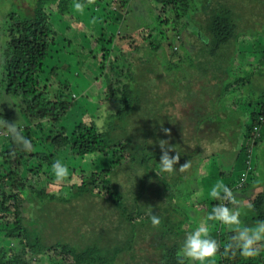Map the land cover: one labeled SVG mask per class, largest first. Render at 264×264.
Here are the masks:
<instances>
[{
	"label": "trees",
	"instance_id": "16d2710c",
	"mask_svg": "<svg viewBox=\"0 0 264 264\" xmlns=\"http://www.w3.org/2000/svg\"><path fill=\"white\" fill-rule=\"evenodd\" d=\"M30 1H33L30 11L13 8L6 15L3 29L6 43L2 51L4 62L0 91L5 95L19 98L22 102L20 105L25 108L31 121L40 122V126H45L48 121L51 124H57L66 116L71 103L68 100L70 93H66V90L61 88L51 96L53 89L48 87L42 79L44 75L51 77L57 72L56 65L51 68L46 67V62L53 61V54H57V42L60 40V34L55 30L51 19L54 15L66 18L70 14L73 3L81 2L77 0ZM82 1L81 4L86 1L101 2V0ZM152 1L161 4V10L169 13L164 15V21L159 19V22H165L164 30L171 28L172 36L178 44H183L187 40L184 44L191 51L183 53L187 57L182 59L175 44L164 43L168 47L165 56L171 59V62L167 64L165 76H168L172 70H177L182 60L186 62L182 65L185 77L179 82V86L183 83L184 88L180 90L179 86L175 89L168 87L167 96L175 94L181 103H191L193 110L190 118L195 121L196 131L208 125L210 133L208 135H213L214 142L209 141L207 144L208 138L205 141L198 137L190 139L169 137V127L171 124L176 126L175 123L170 122L169 118L158 125H149L145 116L151 117L152 113L146 106L157 108L164 107L167 103V101L165 103L157 100L158 94L155 93V89L158 88L151 85L152 92L148 91L150 77L149 84L153 75H156L157 79L158 59H155V54L161 48L163 38L161 37L160 42L150 52L155 60L141 62L135 55L141 50L139 43L142 44L145 39L140 38L139 43L136 44L132 41V37L121 35L118 40L126 42L120 45L121 48L116 47L118 55L112 62L118 63L120 59H125L127 65L131 64L132 68L121 67L115 70L119 77L116 79L118 83L116 87L121 88L117 98L112 91L113 84L108 85V92L101 95V98H104L101 102L111 98L114 106H120L114 114H110L106 127L100 128L95 122H82L74 126L71 133L63 127L49 129L44 136V141L55 150L53 155L36 152L34 146L37 142L34 141L29 130L25 129L27 140L30 141L27 148L23 144L16 146L17 140L9 138V148L4 152L0 151V161L9 169L7 175L0 176V223H2L0 226H3L1 229L4 239L10 243V246L0 248V264H35L26 260L28 253L30 257L39 261L47 255L62 261L64 259L61 257L67 256L71 261L68 264H179L177 252L184 236L191 229H180V226L175 227L176 221H170V218L175 215L173 207L176 206L177 209L180 206L176 202L177 198L173 197L172 190L176 189L185 173L190 174L187 168L192 161L191 157H195L196 163L200 161L196 157L202 156L203 160L214 157L222 147L226 146L221 143L223 139L229 137L241 139L238 142L240 155L238 156L241 157L240 172L245 170L248 162L251 163V169L254 171L256 166H260L259 162L253 164L252 158L254 151L258 157L261 153H258L259 145L264 144V85L261 84L264 83V78L258 80L252 71H255L258 62H264V55L262 60L253 61L251 66L240 65L239 73L234 70H237L235 64L239 45L250 41L252 48L255 47L257 41L255 36L252 38L254 34L252 25L264 20V4H261L259 13H251L252 10H250L249 14L244 15L235 7L238 1L247 4L249 0ZM128 2L129 0H110L107 14L110 13L113 16L115 12L124 13ZM111 7L114 9L111 10ZM251 8L254 9V7ZM104 32L105 30L99 33L102 38L97 40L99 45L104 41ZM184 32L187 33V38L183 40ZM249 36H251L250 40ZM113 38L114 35L109 38L110 46ZM101 53L103 60L100 68L104 72L107 69L106 56L110 57V50L103 48ZM174 57H177V61ZM152 61L156 71H152L153 74L151 72L152 75L149 76L146 69L150 67ZM246 67L248 68L246 71H241ZM47 68H49L48 73ZM188 76L190 79L187 78ZM94 82L98 83V80ZM199 82H203L204 85L193 92L194 86ZM163 87H160L162 91ZM256 88H259V92H255ZM159 93L163 95V92ZM223 99L227 100L225 106L221 104ZM158 109L162 111L164 108ZM137 115H143L142 124L147 125L146 129H142L143 131H140L138 127L131 130L133 119ZM108 127L111 128V132ZM105 128L107 131L104 130ZM9 132L12 136L16 134V131ZM40 133L45 134L44 128L40 130ZM161 141L166 142L163 150L160 147ZM206 144L210 149L208 154L203 152ZM163 152H168L170 157L179 156L174 170L170 173H162L159 170L158 165ZM63 153H67L72 161L83 160L94 154L106 159L111 153V162L105 168L95 171L84 169L76 174L77 171L72 169L71 172L78 176V183L69 185V182V184L65 181L57 182L50 177L45 180V187L34 188L33 184L38 185L37 180L47 175L44 172L45 168H53L52 166ZM262 154L264 155L263 151ZM30 161L36 162V168L28 167ZM130 169L132 172H129ZM137 170L140 171L139 176H137ZM126 171L128 173H125ZM178 173L180 178L168 183L167 177L177 178ZM239 174L235 177L237 178ZM136 178L140 179V185L143 184L141 188L134 187L138 184ZM29 181L33 184L30 185ZM237 181L238 179L229 182L233 185L231 189ZM249 184L246 183L240 189L234 190L235 197L242 193L246 196ZM153 185L160 187L159 193H149ZM51 187L55 188L56 193H48ZM263 187L264 178L262 179ZM263 189L262 192L251 197L250 202L247 203L249 206L245 205L244 210L248 211V216H245L244 211H238L242 226L253 227L258 222H264ZM167 191L171 192V198L166 194ZM19 194L23 199L17 198ZM26 196L35 198L33 210L40 204V207H43L42 201L46 199L52 201V204L57 201L63 203L64 205L57 203L56 207L61 216L65 215V209L68 213L75 211L77 213V209L83 213V208L87 211V207L98 210L107 208L106 214L102 217L106 226L102 225L101 229L97 227L96 236L82 233L78 244L66 240L57 242L54 240L57 236L49 235L50 231L44 229V209L41 214L35 213L33 217H25L22 209ZM196 202L194 199L193 204ZM209 203L210 214L214 206L226 202L214 199L213 202L209 200ZM74 206L75 210H73ZM52 210L57 212L55 209ZM249 210L253 214H250ZM97 214L103 213L97 212ZM152 216L159 219V225H152ZM7 218L11 221H7ZM183 219L190 223L189 215ZM224 231L221 235L222 243L219 244L221 256L217 264H264V255L251 257L249 260L244 259L236 247L237 242L233 239L235 231L227 226H224ZM150 239L151 247L158 254L156 261L142 257L141 249L137 251L140 240L147 243ZM229 243L233 247L226 251Z\"/></svg>",
	"mask_w": 264,
	"mask_h": 264
},
{
	"label": "rangeland",
	"instance_id": "374dc122",
	"mask_svg": "<svg viewBox=\"0 0 264 264\" xmlns=\"http://www.w3.org/2000/svg\"><path fill=\"white\" fill-rule=\"evenodd\" d=\"M77 1H80L81 3L83 2L82 0H77ZM249 1L247 2V4L238 1L237 6L235 8L237 9L238 12H241L244 15L249 14L250 10H252L251 13H255V14H257V12L259 13L261 4L262 5L264 4V0L262 1L251 0L250 3ZM76 3L77 2L73 3L72 8L70 9V14L69 16H66V18H62L61 16L54 15L51 19L55 30L60 34V38H59L60 40L57 42L58 43L57 54L55 55L53 54V58H54L53 61L46 62V67L50 66L51 68L56 65L57 72L51 77L50 75H44L42 77L43 82L46 83L48 87L53 89L51 92V96L53 95L52 93L56 92L60 88L66 90V93H70L68 100L71 104L67 111L66 116L57 124H53V123L51 124L48 121V123L46 124L44 123L45 126H40L39 124L40 122L30 120V118L26 114L25 108H23L20 105L22 102L19 98L5 95L2 91H0V151L2 152L6 151L9 148V144H8L9 138H15L16 134L12 136V134H10L9 132V131H13V129H15L16 132H19V134L22 135L25 139H27V136L25 134V129H28L30 134L32 135V138L35 139L34 141L37 142L34 146L35 148L34 150L36 152L50 153L51 155H53L55 153V150L44 141L45 140L44 136H46L49 129L53 128L55 130L63 127L67 129L68 133H71L74 126L82 122L83 123L95 122L96 125L100 128L106 127L108 124V118L110 114L112 113L114 114L120 106H114V102H112L111 98L106 99L105 102H101L104 100V98H101V95L103 93L108 92L109 89L108 85L110 86L111 84H113L114 87L112 91L115 92V97L117 98L121 92V88H119V86L116 87L118 85L116 79L119 77L117 71L115 70L121 67L132 68L131 64L127 65L125 59L124 60L120 59L118 63L112 62L118 55L116 47L121 48L120 45L126 42V41L121 42L118 40V37H120L121 35H127L128 37H132L131 38L132 41H134L136 44L139 43L140 38L141 40L145 39L142 42V44L141 42L139 43V45H141V50L135 55L137 60L141 62H148L152 59L153 60L158 59L156 64V68L158 69L157 79H156V75H153L152 76L153 79L149 84L151 80L150 77V79L148 80V87H149L148 91L152 92V89L150 90V88H152L151 85L153 87L158 88L155 89V93L158 94V96H156L158 97L157 100L163 101L165 103L167 101V103L166 105H164V107L154 108L153 106L151 107L148 105L146 106V108L149 109V111L152 113L151 117L145 116L149 125L152 124L158 125L160 124V122H164L169 118L171 119L170 122L176 124V126H173L171 124V126L169 127L170 128L169 137H175L179 139H185V138L190 139L192 137H198L203 140L207 138H213V135L212 136L208 135L209 133V128L207 127L208 125L205 126V128H201L196 131V125H194L195 121H193V119L190 118L191 111L193 110V105L191 103L190 104L181 103V101L179 100V98H177L175 94L167 96L168 93L167 88L168 87L170 89H175V87L178 88L179 82L182 80L183 77H185L184 76L185 71L182 70V65L185 64L186 62L183 61L182 59H185L187 57V55L184 54L191 51L190 49L188 50L187 49L188 47H186L184 44L187 40L183 44H178V42L172 36L173 32L171 28L164 30L165 27L163 26H165V22H159V19L161 18L162 21H164L165 20L164 15H168L169 13L163 12L161 10L160 7L161 4H158L152 0H129L124 13L115 12V14L112 16L110 13L107 14L109 8L108 3H110V0H101V2L99 3H96L95 1H86L84 4H82L84 5L83 13H80L75 10L74 5ZM32 6H33V1L30 0H0V81L3 75V62H4L2 51L6 43V37L3 33V29L5 27L6 15L13 8L14 10L22 9L24 11H30ZM256 6H258V8ZM251 7H254V9ZM113 9L114 8L111 7V10ZM69 18L71 20L74 19V21L69 20ZM104 30H105L104 32L105 34L103 37L104 41H102V43L99 45V42H97V40L102 39L99 33L103 32ZM252 30H253L252 32L254 33L252 35L253 36L252 38H254L255 36V40L257 41L255 47L252 48V44L250 43V41L239 45L237 50L238 55L236 58L237 63L235 64L236 65L235 68H237V70H234L235 72L239 73L241 68L240 65L249 64L250 62H251L250 64L253 65V61L258 62V60H260L264 55V20L255 22L252 25ZM111 35H114V38H113V43L110 46L108 44L109 43L108 41ZM143 36L147 38H142ZM161 37L163 38V44L161 45V48L158 50V52L155 54V59H154L152 58L150 52H152L153 47L160 42ZM182 37L183 40L187 38V33L184 32ZM250 37L251 36H249V40ZM167 42L175 44V48L177 49L180 57H182L181 59L182 62L179 63L177 70H172L168 76H165L164 73L166 67L168 66L167 64L171 62V59L169 60L165 56L166 52H168V47L164 43ZM68 43H70V45H68ZM67 45L70 47H68ZM101 47L110 50V55H109L110 57L106 56L107 62L105 63L106 64L105 66L107 69L104 70V72L103 70L101 71L100 68L101 67L100 65L102 64V60H103L101 53V50L103 48ZM181 53L184 54L182 55ZM176 58L174 57V60L177 61ZM146 70L149 76L153 74L152 71H156L154 68V61H152V64ZM243 71H245V69ZM46 72L47 73L49 72V68L46 69ZM252 73L253 74L255 73L254 77L257 78L258 80L264 78V62L261 61L258 62L255 71L254 72L252 71ZM232 74L234 73L232 72ZM187 78L190 79L189 76ZM95 80H98V83L94 82ZM261 84L264 85V83ZM203 85H204L203 82L197 83L193 88V92L198 91L199 88ZM160 87H163V91L160 89ZM179 87L180 90H182L181 88H184L183 83ZM258 89L259 88H256L255 92H259ZM160 91L163 92V95L159 93ZM243 91L245 92L246 90L243 88ZM221 104L225 106L227 104V100L223 99ZM158 108H164V109L161 111ZM225 113H227V111ZM142 116L143 115L140 116L137 115L136 117H134L131 130L134 127L140 128L141 129L140 131H143L142 129H146L147 125L142 124L143 123L141 120ZM8 125L9 126L12 125V127L10 128ZM43 128L45 130L44 135L40 133V130H42ZM108 128H109V132H111V128L110 127ZM104 130L107 131V128H105ZM232 140H233L232 138L226 137V141H228V143L231 144L232 142L233 144ZM240 140L241 139H238L236 141L239 142ZM221 143L224 145L226 144V142L224 141ZM18 144H22V143L17 141L15 145L17 146ZM207 144H209V141ZM259 148L260 151L258 153L260 152L261 153L257 157L254 154L256 153L254 151L252 163L256 164V162H259L264 169V155L262 154V151L264 153V144L259 145ZM59 157L60 158L58 159V161H60L65 167L69 169V174L67 178L64 180L66 183L69 182L70 183V184L68 183L69 185H71L72 183H78L77 180L78 176L76 174L80 173L79 172L80 170L92 169V171H95L97 169H103L106 167L107 164L111 162V153L109 154V158L106 159L103 156L97 154L88 156L83 160L74 159V161H72L71 157L67 153H63ZM196 158L197 159L199 158L201 162L203 161L207 164V162L213 158H216V160L219 161L221 156L217 157L216 154L212 158H207L206 161L203 160L204 158L202 156ZM195 165L196 162L192 159L187 169L191 170L192 168H196ZM36 166L37 164L35 161H30L28 164L29 168H36ZM72 169L77 171L76 174L75 173L73 174L71 172ZM222 169L227 170L226 168H222ZM8 172H9L8 167H6L4 163L0 161V176H5L7 175ZM44 172L47 175H43L39 180H37L39 182L38 185L33 184V182L29 181L30 185L33 184L34 188L37 189L40 187H45L46 186L45 180H48L50 177H52L53 180L56 179L53 172V168L47 167L45 168ZM129 172H132V169H130ZM125 173L128 172L126 171ZM139 173L140 171L137 170V176H139ZM238 173H240V171ZM241 173L247 176H249L250 174L249 171L248 172L241 171ZM195 174H196V170L194 169L193 175L186 177L185 180L182 181V184H185L187 192L193 190L199 179L201 183L202 181L201 178L206 175V171L202 170V172L200 173L201 176ZM254 174L255 173H253V177ZM234 176L237 175L234 173ZM262 177L263 176L261 172H259L256 176L255 181L259 182L262 179ZM179 178H180L179 173L177 174V178L171 176L167 177L168 183ZM140 179L136 178L138 184L134 185L135 188H141V186H143V184L141 185L139 184ZM235 179L236 178H232V181H234ZM251 179L252 177L249 178L246 182H249ZM224 185L228 186L229 188L233 186L228 182ZM50 189L51 190H49L48 193L51 194H53V192L56 193V191L54 190L55 188L53 189L51 187ZM159 189L160 187H157V185H153L150 188L149 193L151 192L157 194L159 193ZM175 190L176 191L172 190V192L174 195L173 197L176 198L179 195L181 196L182 192L184 191L182 185H180V188L177 185ZM7 192L9 193V191ZM166 194L169 196V198H171V192L167 191ZM56 196L58 197L57 194ZM26 197H27L25 200L26 202H24L22 209L24 211L25 217L28 216L33 217L35 213L41 214L42 209H44L45 210L44 211L45 221L43 220L44 229L50 231L49 235L57 236L54 239L57 242L59 240H66L70 243L77 242L75 244H78L80 235L82 233H86V234L88 233L93 236H96L95 230L97 229V227L101 229L102 225L106 226V222L102 219V217L106 214L107 208L103 210H98L95 208L87 207V211H85V209L83 208V213H80L79 209H77L78 210L77 213L76 211L73 213H68L65 209V215L61 216L59 214L60 211L56 207L58 206L57 203L59 204H63V203L57 201V203L52 204V201L46 199L42 201L44 204L43 207H40L41 206L40 204L38 206H35V210H33L32 206L34 205L35 198L33 196L31 198L30 196H26ZM203 197L204 194L202 192H199V190H197L194 192L193 200L196 199V201L200 203ZM17 198L23 199L21 194H19ZM74 204H77V202H74ZM246 206H249V204H246ZM228 207L234 209L231 203L228 204ZM52 209H55L57 212H55ZM195 209L197 212L202 210L200 208H195ZM73 210H75V206ZM173 210H175V215H173L172 218H170V221L172 222L176 221V223L174 224L175 227L180 226L179 227L180 229L190 230L192 227L191 224H188V222L185 221V219L183 220L180 219L183 217V213H182L183 207L179 206L176 209V206H174ZM239 210L244 211L245 216H248L247 210H244L243 208ZM178 211L180 213H177ZM97 212H101L103 214H97ZM249 213L253 214L251 210H249ZM84 215H86L85 218ZM7 219H8L7 221H11L9 218ZM211 222L212 221H210V223ZM193 224H194L193 230L196 227H206L207 231L214 239H217V237L222 234V231L225 226L221 223H217V221L211 224H206V223L202 224L200 222L194 221ZM2 227L0 226V248H4V246L5 247L10 246V243L7 240H5L3 237L4 233L1 229ZM151 244H152L151 239L147 243L140 240L139 247H137V251L141 249L143 251L141 253L142 257H147L151 261H156L158 259L157 257L158 254L156 250L153 247H151ZM263 250H264V243L257 245L256 256L264 255ZM61 258H63L64 261L57 260L56 258H52L51 256L47 255L45 256V258L40 259L39 261V260H35L33 257H30L29 253L26 255V260L28 262L35 264H52V263L68 264V262H71L69 257L67 256ZM218 259H220V257L215 256L212 259H208V261H206V264L208 263L217 264ZM244 259L249 260L248 257H244Z\"/></svg>",
	"mask_w": 264,
	"mask_h": 264
},
{
	"label": "clouds",
	"instance_id": "9594fccd",
	"mask_svg": "<svg viewBox=\"0 0 264 264\" xmlns=\"http://www.w3.org/2000/svg\"><path fill=\"white\" fill-rule=\"evenodd\" d=\"M74 8L80 13H83L84 11V5L81 3H76ZM245 65L251 66L249 64ZM247 69L248 68L246 67L245 71ZM9 127L11 128L12 125ZM13 131L15 132L16 130L13 129ZM15 139L18 142H21L25 148L30 145V141L20 135L19 132H16ZM165 146L166 142L161 141L160 147L162 150L165 148ZM169 151H172V149H169ZM178 159V155L170 157L168 152H163L158 165L160 172H172L174 170V165H176L178 162ZM246 166L247 167L245 168L244 172L252 171V174L247 176V181L249 178L253 177V173L255 171L251 169L250 162H248ZM52 167L57 182H62L67 178L69 169L65 167L60 161H57ZM242 174L243 173L240 172L239 176L236 178L238 181ZM246 181L244 184L249 183L251 180L249 182ZM231 182L233 181H230V183ZM235 185L236 184H234V186ZM233 191L234 189H231L223 184H217L211 189L210 196L213 199L224 201L226 203H221L217 206H214L211 213L207 216V220L217 221V223H221L229 227L230 230L237 232L238 235H235L236 233H234L233 239L237 242L236 247L240 250L241 255L248 258L255 257L257 255V245L264 243V222H258L253 227L242 226L241 220L239 218L240 212L227 206V203H236V197ZM151 223L152 225L156 226L159 225L160 221L156 216H152ZM224 232L225 231L223 229L221 235H223ZM221 235L217 237L218 240L212 238L206 227H196L194 230L188 232L184 236L182 244L177 252L179 264H185V262H187V264H206L208 259H211L215 256L220 257L219 244L223 239ZM232 247L233 245L229 243L225 250L227 251Z\"/></svg>",
	"mask_w": 264,
	"mask_h": 264
},
{
	"label": "crops",
	"instance_id": "0c3cea01",
	"mask_svg": "<svg viewBox=\"0 0 264 264\" xmlns=\"http://www.w3.org/2000/svg\"><path fill=\"white\" fill-rule=\"evenodd\" d=\"M249 65H251V64L249 63ZM223 131H225V130H223ZM208 141H213V139L208 138ZM232 141H233V144H232V142L230 144V143H228V141H226V139H224V142H226V144H225L226 146L222 147L221 151L217 154V157L221 156L219 161H217L216 158L209 160L207 162V164L203 161L202 162L199 161L195 165L196 168H192L190 170L189 175L188 174H185V176L183 175L184 178H182V181L185 180L186 177L193 175L194 169L196 170L195 175H198V176H201L200 173L202 172V170L206 171V175L201 178L202 179L201 183H200V179H199L196 183V186L193 188L192 191L187 192L185 184H182V181L178 183V187L180 188V184H181L184 191L182 192L181 196L180 195L177 196L176 202H178L180 204V206L183 207V210H182L183 217L182 218H184L187 215L190 216V221H189L190 223H188V224H191V226H194V224H193L194 221L200 222L202 224H204V223L211 224L213 222H216V221H212L210 223V221L207 220V216L209 215V210H210V206H208V205H210L209 200L212 202L214 200L210 196L211 189L217 184H223L224 185L227 182L229 183L230 181H232V178H236L234 176V173L237 175L241 169L240 168L241 157H239L240 155L238 152L239 151V143L234 138ZM212 149H214V148H212ZM209 151H210V149H209L208 145L206 144L204 149H203V152L208 154ZM191 158L194 161H196L195 157L192 156ZM187 163H189V162H187ZM258 165H260V166H256L255 172H254L255 173L254 177H252L251 181L249 182L250 184L248 186H250V187L248 189V192L246 193L247 195L245 196V194L242 193V194H239L236 196V203L232 204L234 210L239 211V208L241 209L243 207H244L243 209H246L247 206L245 207V205L250 202L251 197L262 192V189L264 187L262 188L261 182H262V179L264 178V169L260 163H258ZM208 168H209V170H208ZM222 168H226L227 170H224ZM259 172H261L263 177L259 182H256L255 179H256V176ZM206 177H209V178H206ZM192 184H193V182H192ZM197 190H199V192H202L204 194V197L202 198L200 203L196 202L195 204H193L194 192ZM174 191H175V189H174ZM195 208H200L202 210L197 212ZM182 218H180V219H182ZM205 219H206V221H205ZM192 230H193V228H191L190 231H192ZM190 231H188V232H190ZM234 233H236L235 235H238L237 232H234ZM212 258H214V257H212Z\"/></svg>",
	"mask_w": 264,
	"mask_h": 264
},
{
	"label": "built area",
	"instance_id": "2783aa9c",
	"mask_svg": "<svg viewBox=\"0 0 264 264\" xmlns=\"http://www.w3.org/2000/svg\"><path fill=\"white\" fill-rule=\"evenodd\" d=\"M246 179H247V175L242 174L238 183L233 187V189L237 190V189L241 188L242 185L245 183Z\"/></svg>",
	"mask_w": 264,
	"mask_h": 264
}]
</instances>
